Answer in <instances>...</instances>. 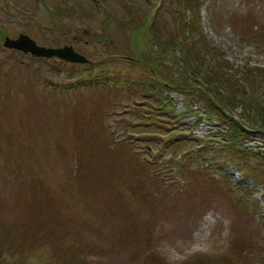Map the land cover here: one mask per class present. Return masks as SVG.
<instances>
[{
    "label": "rangeland",
    "instance_id": "1",
    "mask_svg": "<svg viewBox=\"0 0 264 264\" xmlns=\"http://www.w3.org/2000/svg\"><path fill=\"white\" fill-rule=\"evenodd\" d=\"M193 1L191 6L183 3V7H187L184 11L186 16H198L201 27L197 29L204 34L207 45L200 57L191 61L186 43L183 42L181 48L174 44L164 63L161 65L163 60L159 63L172 79L183 78L187 82L192 76L200 84L211 82L215 78L209 72L212 67L219 68L222 62H228L237 77L246 75L245 66L264 68V43L246 33L252 29V21L247 23L242 17L251 12L264 28V0H201L203 4L199 8L196 0ZM179 2L0 0V27L7 30V36L16 38L20 33H27L47 47L73 45L76 51L92 60L82 63L84 65L56 57L45 62L30 59L31 55H36L21 50L23 54L18 59L11 54L18 49L6 46L5 34L0 32V112L9 113L1 125L12 132L9 136L13 141V144L0 145V241L11 244L21 238L30 245L35 233L43 231L45 237L53 239L54 250L42 240L41 247L27 252L31 264H63L65 257L71 260L70 264H264L263 172L242 175L240 168L233 164L223 167L225 170L214 166L216 164L201 170L192 166L186 174H179L183 178L180 183L150 185L149 177L145 181L140 179L149 171L150 164L138 161L141 154L137 150L142 145L139 133H149L143 137L144 147L154 153L163 142L161 134L169 135V127L173 126L171 121L162 118L158 120L162 125L151 123L149 115L151 109H155L156 100L129 87L123 89H129L125 91L127 94L133 90L137 93L118 96L113 84L64 87L70 77L88 75L90 68L93 72L97 70L95 66L144 76L142 63L134 65L129 59H112L110 55L123 51L135 52L138 56L155 49L150 36L153 31L146 28L147 23L155 25L160 38L170 37L180 23ZM53 7L58 11H52ZM185 13L182 17H186ZM195 20L197 22V18ZM128 22H133L142 32L130 33ZM59 24L67 25L69 33L61 34ZM84 26L88 32L83 31ZM103 26L108 35L98 38L97 33L104 32ZM200 32L188 34V40H195L196 46L199 42L203 44ZM75 34L78 35L74 37ZM183 57L187 61L183 62ZM171 58L173 63L169 64ZM146 71L154 75L151 70ZM44 73L55 76L57 84L44 82ZM249 79H253L250 90L231 111L247 125L255 127L264 124V75ZM33 89L40 94L38 100L32 98L34 103L22 97L24 91L32 97ZM165 96L172 98L176 115L161 116L179 118L177 113L187 109L186 99L190 95L165 89ZM204 98L195 100L192 106L203 109ZM43 102L49 107L47 113L39 106ZM196 117L197 111H187L185 119L196 122ZM23 123L25 135L23 132L24 139L19 141L18 127ZM191 126L194 136L208 134L218 127L216 119L208 118ZM26 136L31 139L26 140ZM38 141L43 147L34 145L36 151L33 152V144ZM20 143L31 149L27 157L25 154L17 157ZM186 143L187 140L181 142L177 152L185 148ZM249 144L254 151L264 152L263 135L255 134ZM170 146H165L156 158L150 155L163 160L159 163L163 165L160 175H175L174 167L170 169L174 159ZM72 147L78 149V155L72 153ZM86 149L90 152L87 157L81 152L87 153ZM5 156L8 157L6 163ZM69 156L71 165L78 162L82 165L77 176L84 179L89 188L77 186L79 198L66 197L65 202L74 201L76 207L55 202L54 210L61 212L55 218L48 213L47 202L35 203L31 199L29 177L25 176L23 166L28 162L34 173L44 170L54 183L69 188L71 177L66 171ZM18 158L22 163L26 161L20 170H16ZM258 158L249 154L248 160L259 168L264 166V157ZM103 161L110 162V169L103 167L98 171L97 165ZM85 163L94 167L101 182L110 183V187L106 189L104 185L101 190L94 185L90 187L92 175ZM178 168L176 165L177 174ZM40 179L41 184L51 186L52 192L60 194L61 190L48 183L44 174ZM33 205L39 206L33 209ZM67 216L72 217V221ZM22 225L27 230L24 236L18 237L16 231Z\"/></svg>",
    "mask_w": 264,
    "mask_h": 264
},
{
    "label": "trees",
    "instance_id": "2",
    "mask_svg": "<svg viewBox=\"0 0 264 264\" xmlns=\"http://www.w3.org/2000/svg\"><path fill=\"white\" fill-rule=\"evenodd\" d=\"M183 1V2H182ZM193 0H180L179 2V10H178V15H179V21L180 23H183L181 25L180 23L176 24V31L175 33L172 32L170 37H166L163 35V38H160L161 34L158 32L154 24L147 23L146 28L147 29H152L153 32H151L150 36L153 37L152 42L155 43V49H151L148 51H145V53L135 54L133 53H128V52H117L114 56L113 54L110 55V58L112 59H129L132 64L138 65L139 63H142L144 65V76H134V74H130L128 72H118L116 70L111 71L110 67H99L95 66L97 70L94 68V72L92 69H89L88 75L82 74L81 77H70L68 81H65V86L66 88H73L81 84L87 83L88 85H94V84H113V88H115L117 91V95L126 93L125 91H128L129 89L135 88L137 92H142L143 94L147 96H151L156 100V103H154V108L151 109V115H149L151 119V123L155 122L157 123L159 119H164V120H169L172 122L173 126H170L169 128L171 131H169L168 134H161L160 137L163 138V142H161V146L159 149H157L154 153H152L155 158L161 155V152L165 146H170V148L173 150L171 155L173 156L174 159L171 160V168L174 167L175 175L174 173H162L160 175V172L163 171L162 169V164L163 160H156L153 159L151 153L149 151L145 150V142H143V137H147L149 133H139L141 136V149L139 148L137 150L138 153H140V157L138 161L144 162V163H149L150 168L149 171L146 173V175H142L140 177L141 181H145L149 177V184L154 185L155 187L157 186H168L173 183H180L183 178L179 174H186L189 172L187 169H191L192 166L195 168L201 170V169H207L208 167L210 168L211 166H220V167H226L229 164H233L237 167L240 168L242 175H249L255 173L256 175H259L260 172L264 173V171L261 170V167L264 169V166H261L257 168L256 163L250 162L249 159V154L255 157H264V152L262 150H257L254 151L252 147L250 146L249 142L252 138H254L255 134H260L264 136V124H259L255 127H251L247 125V123L242 119L237 116L231 111L233 108H235L236 105L239 104L240 97L244 96V93L250 90L251 83L255 75L258 74H263L264 75V68L261 66H245V73L246 75L243 77H237L236 72H231L230 69L232 67L228 64V62H222L219 68H213L209 72L211 77H214L215 79L211 82H205L204 84H200L195 81V78L190 76L188 78L187 82H184L183 78H180V80H174L172 79V76L167 74L165 68H161L159 66V63L161 60V65L164 63V59L170 54L171 50L174 49V44H176L177 48H181V45L183 42L186 43L187 49L191 52V57L189 60H193L195 58L200 57L201 50L204 49V46L207 45V42L205 41L204 34L201 33L200 29H197V27H201L199 25V20L197 15L193 16H186V13L184 10L187 9V7H183V3L186 5L191 6L193 3ZM202 1L201 0H196V5L199 8L202 6ZM183 7V9L181 8ZM52 11L57 12L58 9L56 7L51 8ZM189 10V9H188ZM183 13H185L186 17H182ZM251 13V12H250ZM246 13L242 15L246 20H248L247 23L252 21L251 27L252 29L247 30V34L255 36L257 38L256 40L260 43H264V28L261 27V24L254 20V16L251 13ZM197 22H196V18ZM110 19H112V15L110 14ZM126 26L130 33L135 32L138 33L140 29L138 30V27L133 24V22H128L126 23ZM85 27V26H84ZM254 27H256L255 31ZM54 28V27H53ZM59 32L61 34H67L69 33V30L67 29V25L65 24H59ZM107 29L105 26H103L104 32L101 30V32L97 33V37L99 38H105L108 35V32L105 31ZM85 28L83 29V31ZM138 30V31H137ZM200 30V31H199ZM252 30V31H251ZM6 29L3 27H0V32L1 34H6ZM191 31L195 33H199V38L203 39V44L201 46L200 42L198 46L195 45V40L190 39L188 40L189 36L188 34L191 33ZM142 30L139 32L141 33ZM79 34V33H78ZM134 35V34H133ZM132 37L134 38V36ZM3 37V35H2ZM137 37V36H136ZM185 38V39H184ZM160 39H161V44H160ZM138 51V48H136ZM135 50V51H136ZM156 52V53H155ZM159 53V56H158ZM12 55L18 56V59L22 56L23 52L20 50H13L11 53ZM25 54V53H24ZM155 54H157V58H155ZM142 55V56H141ZM149 58V59H147ZM162 58V59H161ZM30 59H39L42 61H50L51 59L46 58V57H40V56H34L31 55ZM183 62L187 61V58H182ZM172 58L169 62V64H172ZM199 63H202L200 61ZM189 64V63H188ZM80 65H84L80 63ZM91 67V65H89ZM173 68V65H169ZM176 71H179L177 67ZM146 70H151V72L154 73V75H149V73ZM92 71V72H90ZM200 71V70H198ZM201 72V71H200ZM180 74V72H179ZM44 82L46 83H51V85H56L57 79L55 76L52 78L50 77L49 74L44 73ZM194 76V75H193ZM194 81H193V80ZM123 90L124 88H128ZM165 89L168 90H179L183 91L184 93L190 95L189 98L186 99V102L188 100H192L193 102L195 100L201 99V97H205L203 99L204 105L203 109L200 110V108H194L191 106L190 108L187 107L186 110L183 112L177 113L179 118H173V119H166L161 116V114H170V115H176L174 112V107L172 106V98L165 96ZM120 92V93H119ZM134 90L129 93L130 95L137 93ZM127 94V93H126ZM127 94V95H129ZM38 95H40L37 90L33 89L32 90V97L28 95L24 91V97L25 99H30L32 103L34 100H38ZM124 95V94H123ZM199 95L201 97H199ZM15 97H13L14 99ZM40 100V99H39ZM44 101V100H43ZM193 104V103H192ZM43 107L45 110V113H47V109L49 108L47 104L44 102L39 105ZM197 111V117H196V122H191L189 120H186V114L187 111L194 112ZM203 113H202V112ZM118 112V110H117ZM116 113V112H115ZM185 117H184V115ZM9 113H6L5 110H2L0 112V126L2 127V121L3 119L7 118ZM31 118V116H29ZM35 117L34 119L36 120V115L34 114ZM204 118H208L210 120L216 119L217 120V130L212 131L208 134L201 135V136H194L193 131H191L192 126L194 123H199L201 120ZM180 121H185V124L180 125ZM26 122V120L24 121ZM159 125L161 122H158ZM254 123V122H253ZM157 125V124H156ZM166 126V125H164ZM8 132H7V131ZM9 132L12 133L9 129L0 128V145L4 144L5 142H8L10 144H13V141H11V138L9 136ZM23 132H24V123L22 125H19L18 127V135L17 138H19V141L23 138ZM167 133V132H166ZM25 135V132H24ZM124 137V136H123ZM26 140L31 139L29 136L25 137ZM7 140V141H3ZM184 140H187L185 148H181L179 152L180 147L179 144L183 142ZM40 141V140H39ZM33 144V152L36 151V145L37 147L40 145V143ZM34 143V141H33ZM35 145V146H34ZM41 146V145H40ZM43 146H41L42 148ZM30 148L25 147L23 144H19L17 147L16 155L17 157L22 156V154H25L27 157L28 153H30ZM87 150V153H85L83 150L81 151L84 156L87 157L88 153H90ZM39 151V149H38ZM72 153H77L78 155V149L76 147H72ZM147 156H150L151 158H148ZM251 157V156H250ZM6 163L8 161V157L5 156ZM70 158L69 156L68 160V167L67 170L70 175V187L66 188L62 186V184H56L54 183L50 177L44 172H38L34 173V170H30V165L28 162L24 160V162H21V159L18 158L16 162V170H20L21 165L25 164L23 166L24 172H26L27 177H29V189H30V196L31 199H33L35 203H45L47 202L48 206V213L55 215L60 214L58 211L54 210V206L60 205L57 203V201H61V204L66 205V204H72L74 207H76L74 201H71V203H66L65 199L66 197H74V199L79 198V194L77 192V186H81L83 189H87V187L84 184V179L80 180L78 178V169L81 164L80 162L76 163L75 165H71L70 163ZM213 160V163H212ZM78 161H80L78 157ZM208 162V163H207ZM87 167H89L88 164L85 163ZM155 165V167L153 166ZM179 165L178 168V174L176 173L175 166ZM209 165V166H208ZM104 168L110 169V162L109 161H103L99 162L97 165V170L102 171ZM225 170V168H223ZM97 170L94 167H89L90 171V176L89 177V183L90 187L93 185L101 190V188L105 185V188L110 187V183H102L100 180V177L97 173ZM65 171V172H66ZM105 171H108L107 169ZM139 173L140 171L137 170ZM2 175L5 173L6 175H10L9 172H1ZM45 175L48 183L56 186L61 190L60 194H57L56 192H52L51 186H45L43 183L41 184L39 181H42L41 175ZM169 174V175H168ZM176 178V180H175ZM139 179V181H140ZM174 184V185H175ZM64 191L65 194L62 193ZM56 202V204H55ZM39 205H33V209L38 208ZM62 215V214H61ZM67 219L71 220L72 217L67 216ZM60 221V219H57ZM72 221V220H71ZM25 230L27 228L25 225H22L21 229L17 230V236H24L25 235ZM17 240V241H16ZM44 240L46 243V246L52 250H54V242L52 238H47L45 237V233L43 231H37L35 233V236L29 241L30 245L26 244L25 239H15L12 241L11 244H5L4 241H0V264H31V260L29 258V255L27 252L36 250L39 247H41V241ZM26 254H27V259H26ZM20 257L19 260H16V257ZM15 257V258H14ZM63 260V264H70L71 260L68 257H65ZM54 264H58L55 263Z\"/></svg>",
    "mask_w": 264,
    "mask_h": 264
},
{
    "label": "water",
    "instance_id": "3",
    "mask_svg": "<svg viewBox=\"0 0 264 264\" xmlns=\"http://www.w3.org/2000/svg\"><path fill=\"white\" fill-rule=\"evenodd\" d=\"M4 44L13 49L31 52L37 56L51 57L57 56L65 60L74 62H87L89 58L86 54L76 51L73 45L47 47L40 45L27 33H20L18 37L6 36Z\"/></svg>",
    "mask_w": 264,
    "mask_h": 264
},
{
    "label": "bare ground",
    "instance_id": "4",
    "mask_svg": "<svg viewBox=\"0 0 264 264\" xmlns=\"http://www.w3.org/2000/svg\"><path fill=\"white\" fill-rule=\"evenodd\" d=\"M192 103H193L192 100H188V101L186 102L187 107L190 108V107L192 106ZM179 124H180V125H183V124H185V121H180ZM252 139H253V138H252ZM252 139H251V140H252ZM251 140H250V141H251ZM257 158H258V157H257ZM258 159H259V158H258ZM261 170L264 171V169H263L262 167H261Z\"/></svg>",
    "mask_w": 264,
    "mask_h": 264
}]
</instances>
